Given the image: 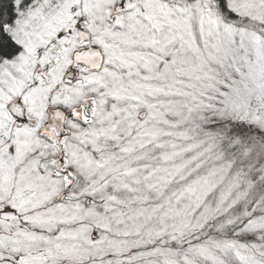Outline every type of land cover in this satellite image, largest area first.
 I'll use <instances>...</instances> for the list:
<instances>
[{
	"label": "snow or ice",
	"instance_id": "obj_1",
	"mask_svg": "<svg viewBox=\"0 0 264 264\" xmlns=\"http://www.w3.org/2000/svg\"><path fill=\"white\" fill-rule=\"evenodd\" d=\"M259 45L264 0H0V264H264Z\"/></svg>",
	"mask_w": 264,
	"mask_h": 264
},
{
	"label": "rangeland",
	"instance_id": "obj_2",
	"mask_svg": "<svg viewBox=\"0 0 264 264\" xmlns=\"http://www.w3.org/2000/svg\"><path fill=\"white\" fill-rule=\"evenodd\" d=\"M261 51H264V45H259ZM251 55V53H249ZM241 97L243 103L250 110L264 105V82L259 80L249 81L246 89H241ZM230 119L236 120L239 118V112L228 113Z\"/></svg>",
	"mask_w": 264,
	"mask_h": 264
}]
</instances>
